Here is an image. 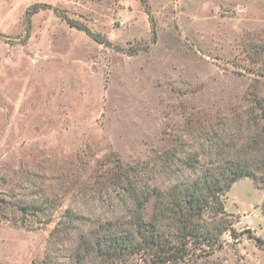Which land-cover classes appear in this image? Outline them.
<instances>
[{
    "label": "rangeland",
    "instance_id": "1",
    "mask_svg": "<svg viewBox=\"0 0 264 264\" xmlns=\"http://www.w3.org/2000/svg\"><path fill=\"white\" fill-rule=\"evenodd\" d=\"M262 46L264 0H0V264H68L79 235L54 233L67 211L133 210L116 173H142L151 216L195 169L256 154ZM223 194L206 220L238 236L189 264H264V174Z\"/></svg>",
    "mask_w": 264,
    "mask_h": 264
},
{
    "label": "trees",
    "instance_id": "2",
    "mask_svg": "<svg viewBox=\"0 0 264 264\" xmlns=\"http://www.w3.org/2000/svg\"><path fill=\"white\" fill-rule=\"evenodd\" d=\"M142 2L147 6V0ZM41 7L34 6L33 13H38ZM43 7L53 9L52 6ZM69 24L84 31L96 42L109 45L86 26L73 22ZM254 49L252 64L259 66L261 63L264 69V46ZM255 74L264 77V70ZM174 154H165L164 161L171 160L176 156ZM253 154L248 159H231L219 162L214 167L195 169L196 177L192 181L177 184L164 194L157 193L159 197L151 216L148 207L156 192L154 188L149 190L148 186L145 187L142 173L134 172L131 175L134 179L129 174L116 173L114 182L117 184L119 181L129 195L133 210L123 215L112 214L93 219L76 217L67 211L65 220L59 222L54 233L56 237L67 234L66 241H70L75 233L79 235L68 264H189L188 261L202 251V246L220 245L225 233H230L236 239V230L218 224L214 217L209 224L206 215L213 204L217 207L216 212L219 210L218 215L222 213L221 196L233 183L244 177L256 179V175L264 174V143ZM186 156L188 159L189 155ZM188 165L194 168L190 163ZM255 241L257 246L264 248V241L256 238Z\"/></svg>",
    "mask_w": 264,
    "mask_h": 264
}]
</instances>
